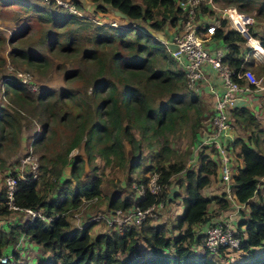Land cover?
Returning <instances> with one entry per match:
<instances>
[{"label": "trees", "instance_id": "1", "mask_svg": "<svg viewBox=\"0 0 264 264\" xmlns=\"http://www.w3.org/2000/svg\"><path fill=\"white\" fill-rule=\"evenodd\" d=\"M18 1L25 2L8 0L5 3L12 5ZM89 1L94 10L101 13L119 10L125 15L120 20H127L131 25L89 23L88 47L80 52V60L89 62L93 70L85 71L88 90L84 98L78 100L75 92L67 88L60 89L54 97L50 89L43 88L32 98L36 103L34 108L38 107L42 114L57 117L59 123L67 124V135L58 150L50 155L39 154L34 177L27 171L18 175L10 172L16 180L13 205L39 210L48 219L36 217L0 225V256L5 247L13 244L17 235L23 234L48 252L41 264H264V197H258L257 201L247 205L246 216L236 226L244 233L239 243L246 252L243 258L223 262L212 259L204 249L196 248L201 246L204 233L198 232L195 226L208 219L207 205L213 202L217 210H222L229 202L223 192L208 197L201 194V189L209 182L208 175L215 173V163L204 155L199 156L196 169L187 168L185 162L190 151L178 155L169 139L179 130H186L193 145L203 112L197 95L186 87L183 72L174 65L164 45L153 34L164 33L167 25L172 26L178 21L175 0ZM212 1L222 4V7L232 5L229 7L243 14L244 8L254 7L255 21H264V0ZM48 4L55 3L50 1ZM73 5L80 6L76 0ZM205 10L200 6L201 12ZM208 14L215 19L214 12L209 11ZM58 17L71 22L81 18L66 10ZM53 19L51 22L58 24L55 17ZM218 22L219 26L215 27L210 38L220 41L223 46L221 61L233 71L242 65L250 67L257 76L264 75V64H254L249 46H243L245 37L229 27L226 19L219 18ZM247 31L258 42L257 50L264 52V35H258L251 25H247ZM73 40L67 34L59 50L67 53L75 50ZM244 51H247L248 58L242 62ZM25 56L27 60L39 61L37 56L32 57L28 53ZM78 70L65 72V80L78 76ZM3 86L11 103L31 100H27V87L18 79L5 80ZM66 104L68 108L64 107ZM9 108L0 106V141L16 138L15 118L10 112H15V108ZM228 119L247 131L245 139H233V144L238 145L237 154L242 165L231 175L234 198L237 202L246 203L257 195V182L264 176V131L246 107L232 108ZM53 134L46 120L35 133L32 147L35 150L41 147L48 149ZM124 143L133 155L128 168L132 172L138 169L141 174L135 181L143 186L142 194L122 197L114 194L106 200L104 210L125 209L131 205L144 208L157 202L164 204L167 202L166 190L172 177L177 175L176 182L182 187V212L170 226L176 234L167 233L161 223L150 222V217L138 226H113L94 235L89 234L90 227L96 222L90 220L92 215L85 217L79 225L70 224L77 208L100 195L95 158H101L107 166L124 168L128 161ZM79 146L84 157L70 155L72 149ZM143 148L149 149L143 158L144 165L138 161ZM85 166L91 172L85 173ZM151 173L157 176L159 190L156 193L146 188ZM9 211L4 190H0V217ZM242 213L239 212L240 215ZM253 246L261 248L253 253L250 249ZM10 254V258L0 264H26L17 261L15 250Z\"/></svg>", "mask_w": 264, "mask_h": 264}, {"label": "rangeland", "instance_id": "2", "mask_svg": "<svg viewBox=\"0 0 264 264\" xmlns=\"http://www.w3.org/2000/svg\"><path fill=\"white\" fill-rule=\"evenodd\" d=\"M6 1L8 0H0V106L9 110V106L15 108V112L13 110L10 112L13 113L15 118L16 138L15 140L10 139L0 141V190H3V180L7 172H15L14 174L18 175L23 174L26 171L25 166L21 165L20 160L24 156V153L29 151V148H31L33 155L39 159V154L44 153L50 155L54 150H58L64 142L67 135V124L59 123L57 117H48L42 114L38 107L34 108L33 105L36 103H33L34 99L32 102V98H35L36 94H38L43 88L50 89L52 91V97L56 96L60 89L63 90L65 88L73 93L75 92V96L78 100L86 96L85 93L88 90V83L85 79V71L93 69L89 62H83L80 60V52L88 47L86 37L89 35V23L98 22L114 26L131 25V22L127 20L120 21L122 18L113 15L110 12L101 13L95 11L93 4L89 0H76L78 5H80L79 7H76L80 12V15L75 16L81 18L78 19L79 21L75 22L68 21V19L63 20L61 17H58L59 13L65 12V10L55 4L44 3L40 0H25V2L18 1L11 5L5 3ZM59 1L74 3L75 0ZM132 1L139 2L140 0ZM214 4L218 8L232 6L227 5L222 7V4ZM69 5L72 6L71 4ZM244 13L253 18V21L249 25L255 28L256 33H258V35H264V21H255L254 7L248 9L244 8ZM54 17L58 24L51 22L54 20ZM230 24L231 22L229 23L227 21V25L230 26ZM174 25H178V22ZM133 26L137 27L134 23ZM167 27L171 28L170 25ZM67 34L75 39L73 40V44L76 47L75 50L68 53L66 50L63 52H61V49L59 50L63 42L66 41ZM248 44L249 43L245 38V45L248 46ZM74 46L72 45L71 48H74ZM208 47L211 49L216 46L212 45L210 41ZM218 47L222 48L223 46L220 43ZM249 49L251 50V57L252 54H255V56L260 54L252 47H249ZM25 53L31 54L32 57L37 56L39 61L33 59H28V61ZM257 63L264 64V57L262 56L260 59L258 58ZM246 68L253 72L250 67ZM75 69H79L78 76L65 80L64 73ZM253 74L257 78H260L261 83L264 84V75L257 76L254 72ZM19 75H26L28 79L27 81L35 86L34 90L26 88L28 93L27 100L31 99L27 103H11L4 94L5 90L3 84L5 80L21 79ZM65 100L66 99L62 102H65ZM64 107L68 108V105L66 104ZM255 118L257 120V117ZM46 120H48L49 126L54 132L53 141L48 149L41 147L38 148V150H35L31 145L32 139L35 133L40 129V125ZM240 133L242 134L243 139L247 137V131L243 132L242 130ZM169 139L171 144H174V149L178 155L182 156L190 151L185 166L187 168L196 169L195 165H192L191 161H189L193 152L191 151L192 144L189 142L188 131L179 130L174 135L170 136ZM13 141H15L16 144H13ZM124 149L128 161L126 166L121 169L107 166L101 158H95L94 163L97 167L95 173L100 178V195L93 202L83 203L74 211V216L70 219V224L72 226L81 224L85 217L93 215L96 212H100L104 216L107 215L109 210H104L105 203L112 195L119 194L120 197H122L127 194L138 193L135 179L139 178L141 174L138 169L132 172L130 167L128 168V162H130V158H132L133 155L129 153V147L126 143H124ZM141 152V157L138 161L139 164L144 165L145 161L143 158L146 154L148 155L149 149L143 148ZM70 155H80L84 157L82 147L79 146L72 149ZM137 156L138 155H135V157ZM37 161L39 163V160ZM85 167L87 170L85 173L91 172L88 166ZM176 178L177 175L172 177L169 187V194L173 200H167L168 203H162V208L158 210L154 217H150V222L161 223L163 225L167 224L165 227L170 228L174 216L179 211V194L182 190V187L177 185ZM215 209L217 210L216 207ZM209 210H211L212 213H215V211L211 209V206H209ZM216 212H219V210ZM0 219L10 223L17 220H26L24 213L16 210L9 211L6 215L1 216ZM110 228L111 227L108 226L103 219H99L90 227L89 234L94 235L105 232ZM168 232H170V230H168ZM171 234H176V231H172ZM21 235L23 234L17 235L12 244V247L18 244V247H16L18 250L19 247L21 248L24 240V237ZM17 239L18 242L16 243ZM41 250L43 249L38 246L21 248L19 251L20 254L18 253V262L27 263L28 261V263L35 264L33 262L34 259L38 261L41 258L39 256ZM44 255L46 254L44 253Z\"/></svg>", "mask_w": 264, "mask_h": 264}, {"label": "built area", "instance_id": "3", "mask_svg": "<svg viewBox=\"0 0 264 264\" xmlns=\"http://www.w3.org/2000/svg\"><path fill=\"white\" fill-rule=\"evenodd\" d=\"M44 3L50 1L55 5L62 7L67 13L80 15L78 9L73 3L60 2L59 0H40ZM71 4L72 6H70ZM200 6L205 7V11H200ZM75 9H74V8ZM175 7L178 10V26L172 33L169 40H162L166 51L181 69L185 78L186 87L192 92L198 91V86L202 80V65L209 64L212 69L217 73L222 87L221 92L217 95L214 105L213 113L211 115L212 131L210 134L202 137L199 142L200 146L211 143L216 151L219 163V176L225 186L224 197L229 202V205L236 206L238 203L233 196V184L231 183V165L228 154V148L219 141L221 134H225L231 126L228 119V113L231 107L234 106L237 98L244 92L259 91L264 89V84L261 83L260 78H257L253 72L240 65L236 71L231 70L222 61L224 50L221 47H213L209 50L206 47L205 41L210 38L215 27L219 26L218 19L224 18L232 27L240 34H242L249 43L251 35L247 31V25L252 22L251 16L238 12L234 7L218 8L212 0H175ZM209 11L214 12L215 19L208 14ZM236 15L239 19L243 20V26H239L233 19ZM171 43L175 47L170 49L167 44ZM258 43V42H257ZM249 47H252L248 44ZM255 50V49H254ZM264 57V54H262ZM248 53L244 51L241 61L247 59ZM18 79L27 88L32 90L35 86L28 82L26 75H19ZM21 165L25 166L27 172L32 177L36 175L38 161L37 157L29 150L20 160ZM156 174L151 173L146 182V188L151 193H156L159 186L156 183ZM16 180L7 172L3 180V190L5 195V204L7 209L23 212L26 219L40 218L47 221L48 218L44 217L39 210L30 208H17L13 205V191L15 189ZM137 196L142 194L143 186L136 184ZM96 197L85 201V203L93 202ZM162 208V203H152L144 208L137 205H131L128 208L121 209L115 208L109 210L107 215L96 212L90 217V220L103 219L110 227L122 225H140L147 217H154L159 209ZM100 213V214H99ZM203 242L201 246H196L204 249V251L211 256L212 259L222 260L223 262L235 261L243 258L246 252L239 247L240 241L244 238V233L239 231L235 225L226 221H216L208 223L205 229ZM26 237L25 235H21ZM20 237V236H19ZM18 242V239L16 243ZM15 243V244H16ZM18 247V244L14 246ZM9 259L8 255L0 256V263H5ZM234 259V260H233Z\"/></svg>", "mask_w": 264, "mask_h": 264}, {"label": "crops", "instance_id": "4", "mask_svg": "<svg viewBox=\"0 0 264 264\" xmlns=\"http://www.w3.org/2000/svg\"><path fill=\"white\" fill-rule=\"evenodd\" d=\"M167 26H169V25H167ZM167 26L164 28V33L157 32V34L161 35L162 38H164V40H169L171 38L172 33L178 27L176 25H172L171 28L167 27ZM210 41H211L212 45H215L216 47H218V45L221 43L220 41L215 40V39H211V38L207 39L205 41V44L209 50H211L213 48L212 47L210 49L208 47ZM254 41L255 42L253 45H250V44L249 45L252 46L253 49H255L257 52L260 53V54H258V56H255V54H252L253 63L256 64L257 59L258 58L260 59V57L263 56L262 54H264V52L257 50V49H259V44L257 43V41L255 39H254ZM243 46H247V45L244 44ZM261 49H263V48H261ZM247 58H248V56H247ZM221 90H222V87H221L220 80L218 78L217 73L212 69V67L209 64L204 63L202 65V80L198 86V91L196 93L194 92L197 95V98L199 100V103L202 107L203 112H202V115L200 118L197 135L195 137L193 145H191V151L193 153H192V156H191L189 161H191L192 165H195V167H197L199 156L205 155L206 159H209L215 163V171H214L215 173L208 175L209 182L204 188L201 189V194L203 196H207V197L208 196H217L220 193L222 194V192L224 193V189H225V186L223 185V183L220 179V176H219V163H218V158H217L214 146L211 143L205 144L203 146L199 145V142L202 139V137L206 136L207 134H210V132L212 131V125H211L210 121H211V115L213 113V105H214V101H215L217 95L221 92ZM236 107H246L250 112H252L253 115L255 117H257L258 127L264 131V89L259 90V91L244 92L242 95H240L239 98H237L234 106L231 107L230 110L232 108H236ZM240 130L242 131V129L240 127L238 128V126L232 122L229 130L227 132H225V134H221L219 137V141L221 143H223L228 148V154H229V158H230V165H231L232 173H234V170L237 167H240L242 165L241 164V158L237 154L238 153V145L233 144V139L239 138V137H241L243 139V136L240 133L241 132ZM232 156H233V158H232ZM196 157H197V159H196ZM169 187H170V185L168 186V188L166 190V197H167V200L170 201L173 199H171V195L169 194V192H170ZM233 192H234V189H233ZM181 197H182V190L179 194V205H178L179 211L174 216V220L182 212V204H181V200H180ZM258 197H262V198L264 197V176L260 177L258 182H257V195L250 197L246 203L238 202L236 204V206L228 205L227 208L219 210V212L212 213L211 210H209V206H211V209L214 210L216 207V204H214L213 202H210L207 205V208H208L207 209V215H208L207 218L208 219L204 223L197 224L195 226V229L198 232H202L208 223L216 222V221H226L232 225L237 226V224L239 223L241 218L244 219V217L247 214V209H248L247 205L251 202L257 201ZM167 203H168V201H167ZM239 212H243L242 215H240ZM241 216H243V217H241ZM174 220H173V222H174ZM173 222H172V224H173ZM4 223L10 224V222H7V221L5 222L4 220L0 219V225H3ZM166 225L167 224H164V227ZM240 228H243V225H241ZM165 229H167V233H168V230H170V232H169L170 234L172 233V231H176V230H172L171 228H167V227H165ZM138 244L142 245V242H138ZM33 246L37 247L38 245L35 244L33 241H31L28 237H24L21 248L33 247ZM21 248L19 247V250H18L16 248L12 247V244H11V245H8L7 247H5L3 249L2 254L8 255V258H10V256H11L10 253L12 250H15L17 252V254L18 253L20 254L19 251L21 250ZM260 248L261 247H259V246H253L250 249L254 253V252L258 251V249H260ZM44 253L46 255H44ZM47 255H48V252L46 253L45 250H41V252L39 253V256L41 258L38 261H36L34 259L33 262L35 264H41L44 261V259L47 257ZM18 260H19V256L17 258V261ZM26 264H33V263H28V261H27Z\"/></svg>", "mask_w": 264, "mask_h": 264}, {"label": "water", "instance_id": "5", "mask_svg": "<svg viewBox=\"0 0 264 264\" xmlns=\"http://www.w3.org/2000/svg\"><path fill=\"white\" fill-rule=\"evenodd\" d=\"M112 13H113V15H117V16L120 17V18H125V15H124L122 12H120L119 10L113 9V10H112ZM157 38H158L159 41L163 40V38H162L161 35H158ZM167 46H168L170 49H174V47H175V46H174L173 44H171V43H168Z\"/></svg>", "mask_w": 264, "mask_h": 264}, {"label": "bare ground", "instance_id": "6", "mask_svg": "<svg viewBox=\"0 0 264 264\" xmlns=\"http://www.w3.org/2000/svg\"><path fill=\"white\" fill-rule=\"evenodd\" d=\"M234 21L239 25V26H243V20L239 19L236 15L233 16ZM254 39L253 37L250 38L249 44L253 45L254 44Z\"/></svg>", "mask_w": 264, "mask_h": 264}, {"label": "clouds", "instance_id": "7", "mask_svg": "<svg viewBox=\"0 0 264 264\" xmlns=\"http://www.w3.org/2000/svg\"><path fill=\"white\" fill-rule=\"evenodd\" d=\"M60 8H62V7H60ZM63 9V8H62ZM154 34V36H158V34L157 33H153ZM163 40H164V38H163ZM162 41V40H161ZM160 41V42H161ZM162 43V42H161Z\"/></svg>", "mask_w": 264, "mask_h": 264}]
</instances>
